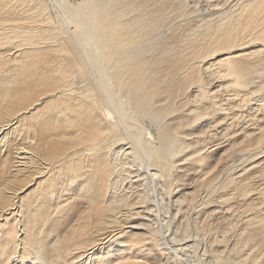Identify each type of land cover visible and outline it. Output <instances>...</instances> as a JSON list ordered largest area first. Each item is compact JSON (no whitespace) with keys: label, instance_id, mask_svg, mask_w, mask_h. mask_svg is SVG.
I'll return each mask as SVG.
<instances>
[{"label":"bare ground","instance_id":"6f19581e","mask_svg":"<svg viewBox=\"0 0 264 264\" xmlns=\"http://www.w3.org/2000/svg\"><path fill=\"white\" fill-rule=\"evenodd\" d=\"M162 1L0 0V264H264V0Z\"/></svg>","mask_w":264,"mask_h":264},{"label":"rangeland","instance_id":"374dc122","mask_svg":"<svg viewBox=\"0 0 264 264\" xmlns=\"http://www.w3.org/2000/svg\"><path fill=\"white\" fill-rule=\"evenodd\" d=\"M113 1H115L116 3H118V2H120L119 3V5H117V6H113V8L114 9H118V10H124V11H126V13H125V15L126 16H131L132 14H133V10H132V5H133V2L134 1H138V0H113ZM147 1V4L148 5H150V6H152V4L153 3H155L156 1H158L159 2V4L161 5V2H163L162 0H146ZM161 1V2H160ZM233 1H235V0H225L222 4H220L219 5V7L220 8H225L227 5H229L230 3H232ZM196 2H194V4H195ZM198 3V2H197ZM196 3V4H197ZM168 4H166V6H167ZM199 5V6H198ZM206 6L207 5H205L204 6V9H203V6L199 3V4H197V5H195V7H194V10H193V15H190V16H188L187 17V19L182 23V24H180V26L182 27V29L181 28H179V27H177V28H175L173 31H170L169 32V34L170 35H168V36H172V39L173 40H171V41H174L175 40V37H174V35H179V33H178V31L179 32H181L182 30H183V28H185L186 26H189V25H191V24H194L195 23V21H197L198 19H200V18H202V17H205V18H207V19H209L210 17H213L214 15H210V13H212V10H210L211 8H210V6H207V8H206ZM182 8L183 7H177V6H174V7H171V10L169 9V11L168 10H163V11H165V12H172L173 14H177L178 12H180L181 10H182ZM197 12V13H196ZM195 14V15H194ZM197 15V16H196ZM199 15V16H198ZM204 15V16H203ZM61 17V16H60ZM68 20H64L63 19V24H64V27L66 28L65 29V33L67 32V30H68V33H69V36H70V38L73 40V35H72V32H71V29H70V23L69 22H67ZM187 21V22H186ZM186 22V23H185ZM189 22V23H188ZM216 23V21H213V20H210V21H208V22H206L202 27V32H206V30H207V28H208V26L209 25H212V24H215ZM187 24V25H186ZM167 35H166V40H169L170 41V38L168 37ZM167 38H169V39H167ZM157 45H161V44H155L149 51H147L146 53H148V54H152L153 52H155L156 51V46ZM171 47V46H170ZM145 53V54H146ZM104 56H106V58H108L109 56H110V52L109 51H106V53L104 54ZM83 57H85L84 55H82V58ZM169 57H170V54H169V52L165 55V57H163V56H158L157 58H158V61H159V65H158V69L165 63V61L167 60V59H169ZM151 58H153V56H151ZM150 58V59H151ZM119 64V63H118ZM154 65V64H153ZM119 66H120V64H119ZM152 68H154V66H152V67H150L149 68V70H153V71H157L158 69H152ZM90 76V75H89ZM199 192V191H198ZM201 193V194H200ZM197 194H199V197H198V195L196 196V197H198V199H200V198H202L201 196H203V195H205V192H203L202 190H200V192L199 193H197ZM197 198L195 199V200H198ZM194 200V201H195ZM213 200H211V201H209L208 203H207V206H210V205H213L212 203H214L215 204V201H213ZM211 202V203H210ZM195 203V202H194ZM196 203H199V202H196ZM194 204V205H196V208L194 207V209H193V211L191 210V211H188V212H185V213H187V214H189L188 215V217H187V214H183L184 213V211L181 213V211H179L178 213H179V215H178V213H177V216H176V218H175V220H176V222H179L180 220V222H182V223H184V221L185 222H187V221H189V220H191L192 219V217L193 218H197V217H204V218H207V219H205V220H208L212 225H214L215 227H218V229L217 230H220V224H219V222L218 221H216V219H214L213 218V214H209V212L207 211L206 213L205 212H202V209H201V204L199 205V204ZM199 206V207H198ZM165 208H167L166 209V211L167 212H165ZM164 209H163V211H162V214L164 215V217H160V215L159 216H157V223L158 224H162V222H164V221H166L167 222V219H168V222H169V225H167L166 223H163V225L165 226V232H167V233H169V231H167V226H170V221H172L171 220V217H173L172 216V212L170 211V209L168 208V205L165 207ZM198 208H199V210H201V212H200V214H195V212L196 211H198ZM204 211V210H203ZM189 212H192V213H189ZM164 213H167V215L165 216V214ZM197 213V212H196ZM181 214V215H180ZM195 216H194V215ZM201 214H203V215H201ZM192 215V216H191ZM205 215L207 216V217H205ZM169 216H171V217H169ZM190 216H191V219H190ZM165 217H166V220H165ZM185 217H187L186 219H185ZM179 218H181V219H179ZM189 219V220H188ZM164 220V221H163ZM193 220V219H192ZM192 220H191V224H192ZM217 220H219V219H217ZM212 221H216V222H212ZM167 222V223H168ZM179 222V223H180ZM190 222V221H189ZM219 224V225H218ZM167 225V226H166ZM180 225H181V223H180ZM191 226V225H190ZM205 239V240H204ZM207 240H209L208 238H201V239H199L198 241H197V245L195 246V248H193L191 251H189L188 253H187V257L188 258H192V259H194V260H196L197 259V262L199 263V264H205V262H206V260L203 258L205 255L203 254V248H204V253H206V252H208L209 251V246H210V243L209 242H207ZM201 244H200V243ZM206 242V243H205ZM208 243H209V246H208ZM207 244V245H206ZM205 245H206V247H205ZM206 248V249H205ZM207 249H208V251H207ZM194 251V252H193ZM202 251V252H201ZM191 253H192V255H191ZM198 253V254H197ZM202 253V254H201ZM190 255V256H189ZM199 255V256H198ZM178 257L180 256V255H177ZM202 256V257H201ZM180 257H184V255L183 254H181V256ZM203 258V259H202ZM200 260V261H199ZM204 261V262H203ZM202 262V263H201Z\"/></svg>","mask_w":264,"mask_h":264}]
</instances>
